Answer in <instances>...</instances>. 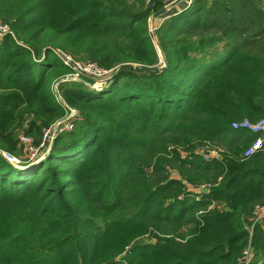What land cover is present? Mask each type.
Instances as JSON below:
<instances>
[{"label":"trees","instance_id":"1","mask_svg":"<svg viewBox=\"0 0 264 264\" xmlns=\"http://www.w3.org/2000/svg\"><path fill=\"white\" fill-rule=\"evenodd\" d=\"M262 1L189 0L149 32L159 0H0V264H239L245 245L264 264V156L230 127L264 118ZM54 50L116 76L60 82L63 106ZM17 130L37 150L14 164Z\"/></svg>","mask_w":264,"mask_h":264},{"label":"built area","instance_id":"2","mask_svg":"<svg viewBox=\"0 0 264 264\" xmlns=\"http://www.w3.org/2000/svg\"><path fill=\"white\" fill-rule=\"evenodd\" d=\"M159 1L161 2L162 7H166L170 3H172L174 0H159ZM162 18L163 17H159L153 23H149L148 31L149 32L154 31V29L158 26V24L160 23ZM7 34H9L12 37V32L10 31L9 25L7 23L0 21V39ZM53 52L59 57V59L61 60V62L64 65L68 66L72 70V72H73L72 76L73 77H75V76L81 77L82 76L83 78H85L87 80L90 79V80L95 81L96 83H103L104 84L105 80L113 72L112 68H110V69L101 68L98 65H96L94 62H90V61L80 62L77 60H73L68 54L63 53L59 50H54ZM70 76L71 75H66L67 79H70ZM70 114L69 115L67 114L68 117L65 116V117H62V118L58 119L57 121H55L51 125L49 130H46L43 133L42 141L40 142L39 147H42L43 140L45 139L46 136L48 138H52L55 134L58 133V131L62 130V128L64 126H67L68 128L72 127V123L70 120V117H71ZM65 120H67V121H65ZM63 122L66 125H64ZM230 127L232 129H244L253 135L252 139L249 141V143L243 149V151L241 153L242 157L251 156L252 154H254L256 152H260L264 156V118H257L253 121H250V120L244 118V119H241L238 121L231 122ZM26 141H28L27 137H20V142H26ZM23 145L27 149H29V152L36 151V149L33 150L31 147H27V145H25V144H23ZM194 152L198 153L203 160H208L211 157H217L216 155L214 156L215 153L213 150H208V148H204V147L199 148V146H196L194 148ZM2 155L9 160L11 158L10 156H8L5 153H2ZM263 214H264V205L257 206L255 208V211H254V216H255L254 220L260 219ZM248 255H249V246L242 252L240 262L246 263V259H247Z\"/></svg>","mask_w":264,"mask_h":264},{"label":"rangeland","instance_id":"3","mask_svg":"<svg viewBox=\"0 0 264 264\" xmlns=\"http://www.w3.org/2000/svg\"><path fill=\"white\" fill-rule=\"evenodd\" d=\"M262 6H264V0L262 1ZM159 18V17H158ZM157 18V19H158ZM157 19H155V21L157 20ZM148 26H149V23H148ZM66 54H68V53H66ZM73 60H77V61H80V62H85V61H89V60H85L84 58H82V57H78V56H74V55H70V54H68ZM91 62V61H90ZM96 64V63H95ZM97 65V64H96ZM101 68H103V67H101ZM105 69H110V68H105ZM112 70H114L113 68H112ZM72 70L70 69L69 70V72L68 73H66V74H64L63 75V77H61L59 80H56L54 83H53V92H54V96H55V98L57 99V101H61L62 102V105L63 106H65L66 104H65V101L64 100H62V98H61V96L59 95V91H58V89H59V83L60 82H66V81H78V82H81V81H86L87 79H85V78H83L82 76L81 77H73L72 76ZM111 73V72H110ZM113 73V72H112ZM66 75H71L70 76V79H67V77H66ZM66 77V78H65ZM73 77V78H72ZM90 81V82H89ZM86 82H88L87 83V85H89V87L90 88H94V89H99V87H102V85H105V84H103V83H96L95 81H93V80H90V79H88ZM76 84H78V83H76ZM66 109H67V111H66V113H68V115L70 114V113H73L75 110H74V108H72V107H69V106H67L66 107ZM65 113V114H66ZM68 115H66L67 117H68ZM71 116L73 115V114H70ZM65 121H67V120H65ZM64 121V122H65ZM64 122H63V124H64ZM64 125H66V124H64ZM72 127H73V124H72ZM71 127V128H72ZM71 128H68L67 126H64L63 128H62V130H60V131H58V133H62V132H64V131H69ZM57 133V134H58ZM16 137H17V139H19L18 141L20 142V137H27L28 138V141H26V142H20L21 143V145H23V144H25V145H27V147H31V143H32V137L31 136H25L24 134H22V132L20 131V130H17V134H16ZM50 137V136H49ZM196 147V146H195ZM194 147V148H195ZM200 147H204V148H208V150H213L214 151V156L216 155V156H219V153H221V150L223 149L221 146H219V145H215V144H213V143H208V144H206L205 143V145L204 144H202V146H199V148ZM32 148V147H31ZM30 148V149H31ZM33 150H34V148H32ZM36 150H37V148H35ZM22 150H25V152H22L21 151V156H20V158L19 159H13L11 156V158H10V160L9 159H7L8 161H15L14 162V164H16V163H18L21 159L23 160V159H28V158H30V159H34V158H32L33 156H34V154L33 153H31V152H29V149H27L25 146L24 147H22ZM38 150H39V148H38ZM193 151H194V149H193ZM39 154H40V152H39ZM13 159V160H12ZM11 163H13V162H11ZM194 189H198V188H194ZM209 207V206H208ZM264 216V214L262 215V217ZM247 244V243H246ZM248 246L247 245H245V247H244V249H243V251L247 248ZM249 252H250V247H249ZM250 256L248 255V257H247V259H246V263L244 262H240L239 264H252L251 262H250ZM249 259V260H248Z\"/></svg>","mask_w":264,"mask_h":264},{"label":"water","instance_id":"4","mask_svg":"<svg viewBox=\"0 0 264 264\" xmlns=\"http://www.w3.org/2000/svg\"><path fill=\"white\" fill-rule=\"evenodd\" d=\"M180 0H174L172 3H170L168 6L166 7H161L160 9H158L157 11H155L151 17H150V22L153 23L155 21V19H157L158 17H161L162 15H164L167 10L169 8H171L172 6H174L176 3H178ZM164 66V64L161 67L158 68H148V69H153V70H159ZM116 76V71H114L113 73H111V75L105 80V86L111 81L113 80V78Z\"/></svg>","mask_w":264,"mask_h":264},{"label":"crops","instance_id":"5","mask_svg":"<svg viewBox=\"0 0 264 264\" xmlns=\"http://www.w3.org/2000/svg\"><path fill=\"white\" fill-rule=\"evenodd\" d=\"M188 2H189V0H180L178 3H176L174 6H172L171 8H169L167 11L169 12V11H171V12H173V11H178L179 9H182L183 7H185L187 4H188ZM149 23H151L150 22V19H149ZM247 133L249 134V135H252L251 133H249L248 131H247Z\"/></svg>","mask_w":264,"mask_h":264},{"label":"bare ground","instance_id":"6","mask_svg":"<svg viewBox=\"0 0 264 264\" xmlns=\"http://www.w3.org/2000/svg\"><path fill=\"white\" fill-rule=\"evenodd\" d=\"M104 84H106V83H104ZM103 86H105V85H103Z\"/></svg>","mask_w":264,"mask_h":264}]
</instances>
